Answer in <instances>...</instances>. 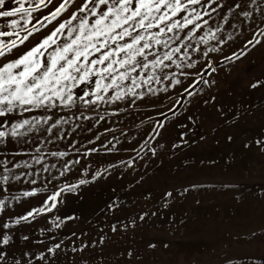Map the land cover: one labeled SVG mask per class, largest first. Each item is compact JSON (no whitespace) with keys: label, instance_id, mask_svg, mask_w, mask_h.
I'll use <instances>...</instances> for the list:
<instances>
[{"label":"snow or ice","instance_id":"obj_1","mask_svg":"<svg viewBox=\"0 0 264 264\" xmlns=\"http://www.w3.org/2000/svg\"><path fill=\"white\" fill-rule=\"evenodd\" d=\"M0 20V264H144L133 247L113 261L108 241L144 229L159 217V209L141 208L121 217L117 213L127 205L114 200L107 206L114 222L107 223V231L97 229L93 239L71 227L80 217L62 212L61 205L113 170L120 175L121 166L131 172L140 162L146 168L161 152L174 155L193 146L191 126L202 117L192 102L199 107L212 101L216 107V97L205 90L210 93L217 84L220 56L235 63L264 50V0H0ZM232 46L239 53L232 48V55L226 54L225 47ZM248 87L264 90V77ZM141 110L147 118L135 127L148 128L127 148L105 143L93 131L108 117ZM260 117L264 126V109ZM231 119L241 117L234 112ZM177 125L183 129L179 142L167 141L169 127ZM78 130L92 133L86 144L74 139ZM65 140L63 150L44 148ZM97 142L105 155L124 150L129 156L91 170L90 161L84 165L81 160L100 154ZM243 147L264 154V134ZM74 164L83 173L68 182ZM142 182L143 174L130 186ZM16 184L27 187L12 194ZM199 187L196 180L164 187L159 208H169L178 195ZM144 199H152L150 191ZM258 202L264 206V191ZM36 231L40 238L34 240ZM251 235L261 242L259 248L226 253L222 264H264V227ZM156 247L152 241L146 244V250Z\"/></svg>","mask_w":264,"mask_h":264},{"label":"rangeland","instance_id":"obj_2","mask_svg":"<svg viewBox=\"0 0 264 264\" xmlns=\"http://www.w3.org/2000/svg\"><path fill=\"white\" fill-rule=\"evenodd\" d=\"M232 48L239 53L240 49L236 46L225 47L224 52L232 55ZM220 59L223 67L217 66L218 73L214 75L217 84L210 93L205 90L206 94L216 97V107H212V101L208 105L201 102L199 107L195 100L192 102L194 112L202 119L191 126V148L176 151L174 155L161 152L162 158L157 157L154 163L149 161L146 168L140 167L138 162L131 172L121 166L120 175L113 170L112 176L106 175L98 183L86 186L79 197L68 196L66 203L61 205L62 212L80 217L71 227L91 233L93 239L97 229L104 227L107 231V223L114 222V217L107 210L108 204L114 200L119 199L127 205L124 212L117 213L121 217L126 213L135 214L141 208L160 210L159 217L153 218L136 234L116 236L108 241L107 251L112 254L113 261L120 258L121 250L133 247L139 250L144 264H222L226 253L242 254L259 248L261 242L254 239L251 233L255 231L259 235L264 227V206L258 202L264 191L261 187L264 185V154L246 149L243 144L264 134L260 117V111L264 109V90L248 87L250 81L264 77V50L252 51L235 63L223 60V55ZM221 107L223 112L218 113ZM183 111L178 109L176 115L180 116ZM234 112L241 117L237 122L231 119ZM146 118L144 110L132 115L124 114L119 119L108 117L93 131L105 143L111 141L117 147L127 148L130 141L139 139L147 130L148 125L142 129L135 127ZM169 118L175 119L171 113ZM107 128L113 131H107ZM182 131L179 125L170 126L165 139L179 142L178 136ZM122 132L127 133V137ZM228 135L233 137L231 142L226 139ZM88 136L92 133L78 130L74 139L86 144ZM201 136L205 137L204 141L200 140ZM66 144L67 140L48 147L53 151L57 147L63 150ZM96 147L100 149L99 155L81 160L84 165L90 161L91 170L98 166L103 169L109 163H118V157L127 159L129 156V152L124 150L105 155L99 142ZM69 154L71 156V150ZM47 160L55 163L50 157ZM81 173V165H72L68 182H75ZM141 174L143 182L130 186V182ZM190 180L200 182L203 187L183 196L178 195L167 209L159 208L162 203L159 196L164 187L187 186ZM22 187L27 185L17 184L18 189ZM149 191L152 199L146 201L144 196ZM24 207L26 205L16 210L23 211ZM65 231L70 237V231ZM20 234L17 233V236ZM37 238H40L38 231L33 233V239ZM148 241L157 245L155 250H146ZM68 251L70 253V248Z\"/></svg>","mask_w":264,"mask_h":264},{"label":"crops","instance_id":"obj_3","mask_svg":"<svg viewBox=\"0 0 264 264\" xmlns=\"http://www.w3.org/2000/svg\"><path fill=\"white\" fill-rule=\"evenodd\" d=\"M3 23V21L2 20H0V24H2ZM44 148L47 150V149H49V147H48V145H45L44 146ZM0 171H2V169H0ZM17 184L14 186V188H13V190H12V194H15L16 193V191H17Z\"/></svg>","mask_w":264,"mask_h":264}]
</instances>
